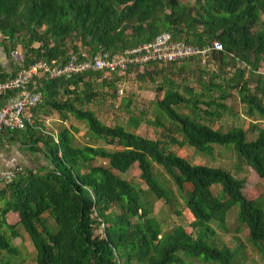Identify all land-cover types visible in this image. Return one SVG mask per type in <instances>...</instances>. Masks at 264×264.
<instances>
[{"label":"trees","instance_id":"trees-1","mask_svg":"<svg viewBox=\"0 0 264 264\" xmlns=\"http://www.w3.org/2000/svg\"><path fill=\"white\" fill-rule=\"evenodd\" d=\"M163 31L198 47L218 40L222 49L202 65L209 66V59L215 69L191 82L186 71L200 64L191 57L109 75L32 76L28 87L41 100L18 131L45 164L14 170L0 186V264H20L12 239L21 231L35 264H189L184 257L236 264L234 250L215 244L212 226L223 229L233 206L248 240L264 251V196L249 199L243 178L191 163L170 149L191 148L210 157L215 146L229 147L264 183V127H213L230 110L225 101L232 97L246 116L264 121V69L257 72L264 66V0H0L2 41L9 51L22 50L23 68L39 60L64 64L73 55L84 58L81 53L121 52ZM130 76L142 82L160 76L148 112L135 114L121 98L125 122L106 125L92 107L114 97L115 83ZM51 115L62 123L69 116L82 122L90 142L77 143L75 127L45 129ZM142 122L158 129V136L136 132ZM134 164L146 191L170 207L176 196L159 181L154 165L160 167L192 217L190 231L175 225L161 233L144 191L123 176Z\"/></svg>","mask_w":264,"mask_h":264},{"label":"rangeland","instance_id":"rangeland-1","mask_svg":"<svg viewBox=\"0 0 264 264\" xmlns=\"http://www.w3.org/2000/svg\"><path fill=\"white\" fill-rule=\"evenodd\" d=\"M184 1V0H182ZM209 66H202L200 64H191L189 70L186 71L189 80L194 82L199 76L206 78L207 76L200 73L204 70H214V63H211L208 59ZM242 65L238 63V66ZM247 67V66H246ZM248 68V67H247ZM264 69L263 63L257 67V72L261 73ZM161 81L160 76H153V81L145 78L144 81H140L132 76L126 77L122 82H116V88L119 84H122V94L118 97L115 93L114 97H107L106 99H100V101L94 105L93 110L97 117L103 121L106 125H112L116 122L124 123L126 120V114L123 111V105L121 98L129 100V107L133 109L135 114L141 111H147L151 99L154 97V88ZM110 91L109 89H106ZM234 96V95H233ZM264 103V97L262 98ZM118 104L119 107L115 106ZM225 104L230 110L222 117V119L213 124V127L221 126L225 129L230 123H237L244 128L249 126L250 123H254L258 126L264 127V121H260L257 117H249L244 114V106L236 99L228 98ZM90 107V106H89ZM230 112V113H229ZM149 116V114H148ZM44 127L50 132L55 133L60 126H71L77 129L73 133V136L77 143L90 142L88 137L84 134L85 127L82 122L75 120L69 116L68 119L62 123L58 120L57 115H51L43 122ZM140 135L155 138L158 136V129L147 125L142 122L137 131ZM250 138V135H246ZM96 145H102L98 141L93 142ZM170 149L178 155L186 158L191 163L205 164L212 166H219L224 170H228L233 176L244 179V185L242 192L245 197L249 199H257L264 196V183L258 179L256 174L247 166L243 165L240 160L235 156L229 147L215 146L212 156H203L193 152L191 148H178L176 146H170ZM155 173L159 181L163 180L164 185L173 191L176 198L172 206H168L161 199H155L152 194L146 191V186L140 181L138 174L139 171L136 164L123 174V176L130 181L136 187L141 188L144 191V199L149 202L151 208V214L158 220L161 233L167 232L171 227L175 225H181L185 230L190 231L189 222L192 217L181 199L177 196L175 187L170 183L168 177L161 171L160 167L154 165ZM219 187L212 188V193L216 194ZM215 230L213 237L217 246L225 245L234 250L236 264H264V251H260L257 247L247 238V229L240 225L236 220V207L233 206L228 210L225 218V227L219 228L212 223ZM21 231V229L19 228ZM12 243L18 247L19 256L16 258L20 264H35V251L29 242L27 236L21 231V236L12 239ZM184 261L189 264H204L197 258L184 257Z\"/></svg>","mask_w":264,"mask_h":264},{"label":"built area","instance_id":"built-area-1","mask_svg":"<svg viewBox=\"0 0 264 264\" xmlns=\"http://www.w3.org/2000/svg\"><path fill=\"white\" fill-rule=\"evenodd\" d=\"M221 49V43L215 39L198 47L183 40H174L168 32L163 31L152 39L121 52H97L92 56L81 53L84 58L73 55L60 65L39 60L23 68L20 66L22 53L12 50L11 56L18 67L14 73L0 80V97L5 95L0 103V132L3 129L20 130L25 122L30 123V109L41 100L40 92L28 87L32 76L43 74L48 78H67L85 71H101L104 75H109L132 65L166 63L191 57H196L204 65L212 51ZM117 94H122V84L118 85ZM13 175V170H0V186L11 181Z\"/></svg>","mask_w":264,"mask_h":264},{"label":"crops","instance_id":"crops-1","mask_svg":"<svg viewBox=\"0 0 264 264\" xmlns=\"http://www.w3.org/2000/svg\"><path fill=\"white\" fill-rule=\"evenodd\" d=\"M0 33V79L9 76L17 69V65L11 56L8 46L2 41ZM22 53L19 47L15 49ZM5 95L0 97V103ZM44 159L39 153L30 151L22 133L18 130L3 129L0 132V170H21L24 168H36L44 165Z\"/></svg>","mask_w":264,"mask_h":264}]
</instances>
